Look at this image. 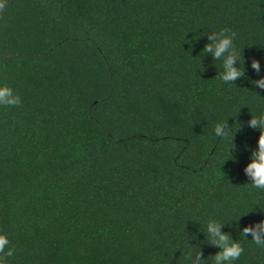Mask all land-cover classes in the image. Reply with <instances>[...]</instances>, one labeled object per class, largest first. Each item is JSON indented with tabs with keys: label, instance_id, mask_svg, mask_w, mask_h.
I'll return each mask as SVG.
<instances>
[{
	"label": "trees",
	"instance_id": "obj_1",
	"mask_svg": "<svg viewBox=\"0 0 264 264\" xmlns=\"http://www.w3.org/2000/svg\"><path fill=\"white\" fill-rule=\"evenodd\" d=\"M221 29L236 33L246 76L258 78L253 56L264 75V0H5L0 84L22 100L0 107L8 264H186L192 245L218 250L198 231L208 219H264L243 173L264 91L224 83L221 61L202 56ZM224 119L241 125L235 162L214 136ZM235 223L222 230L240 240ZM241 243L237 264H264Z\"/></svg>",
	"mask_w": 264,
	"mask_h": 264
},
{
	"label": "clouds",
	"instance_id": "obj_2",
	"mask_svg": "<svg viewBox=\"0 0 264 264\" xmlns=\"http://www.w3.org/2000/svg\"><path fill=\"white\" fill-rule=\"evenodd\" d=\"M4 7L5 0H0V11ZM203 36L206 37L207 43H205L201 51L202 56L207 54L211 56L213 61H221V71L218 74L221 81L235 85V81L244 78L248 79V82L255 88L264 91V75H260L262 72L261 62L254 56L249 59V66L257 74L258 78H248L241 49L238 50L235 45V32L229 29H221ZM21 104V97L11 87L6 84H0V107H18ZM247 126L253 130H258L259 136L255 149L249 150L248 146L244 145L245 151H249L248 163L243 168V173L249 181L245 185L251 189L264 192V113L251 114V118L247 121ZM240 128L241 125L235 130H233V127L230 129L227 119L216 123L214 127L215 137L221 140L230 139L231 147L228 149V158L225 160L232 158L235 162V158L231 156V152L234 149L233 135ZM256 207L259 206L257 205ZM251 211L253 210L241 212L231 221L236 222L240 240L233 239L229 232L222 230L226 224L231 225V222L225 223L214 218L208 219L204 223L203 228L201 229L200 227L198 231L204 235V243L206 245L218 250L214 255L204 257L199 245H192L185 252L186 264H237L245 252V248L241 243L242 240L250 241L256 247L264 249V219L253 221L242 227L239 225V219ZM261 212L264 213V211ZM249 236L251 239H248ZM14 253L15 248L11 246L8 236L0 232V264H8V258L12 257Z\"/></svg>",
	"mask_w": 264,
	"mask_h": 264
}]
</instances>
